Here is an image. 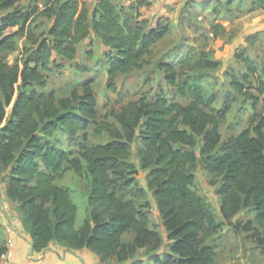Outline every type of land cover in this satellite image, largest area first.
Instances as JSON below:
<instances>
[{
	"label": "trees",
	"instance_id": "trees-1",
	"mask_svg": "<svg viewBox=\"0 0 264 264\" xmlns=\"http://www.w3.org/2000/svg\"><path fill=\"white\" fill-rule=\"evenodd\" d=\"M233 1L217 0L215 15ZM192 2L182 8L183 35L193 28ZM258 4L264 6V0ZM147 7L140 0L128 6L98 0L92 8L78 0H0V178L6 196L37 253L55 243L88 250L101 264H128L141 250L148 264H215L213 238L225 226L235 235L250 234L264 254V80L247 58L236 56L251 78L245 74L230 85L251 104L248 126L220 149L229 99L214 107L218 95L203 88L205 73L190 72L218 64L203 53L195 58L191 47L185 46L181 63L159 60L161 85L152 99L128 101L102 116L90 80L66 97L46 90L47 76L75 61L89 39L107 49L102 53L107 91L116 93V80L143 69L173 32L169 19L152 24L145 18L141 10ZM209 32L216 40L222 27L214 23ZM10 54H16L12 62ZM93 55L88 51L86 59ZM61 132L69 151L57 139ZM88 133L105 141L88 142ZM134 144L166 234L162 255L157 252L163 237L131 160ZM198 167L215 178L210 185L219 198L218 215L195 188ZM68 172L87 181L78 227L72 194L60 185ZM244 210L254 219L233 222Z\"/></svg>",
	"mask_w": 264,
	"mask_h": 264
},
{
	"label": "rangeland",
	"instance_id": "rangeland-1",
	"mask_svg": "<svg viewBox=\"0 0 264 264\" xmlns=\"http://www.w3.org/2000/svg\"><path fill=\"white\" fill-rule=\"evenodd\" d=\"M216 1L192 2L196 4L195 7H191V9H195L196 16L193 17V28L184 31V35L178 29L182 9L176 18L169 19L173 25L171 35L164 38L153 49L152 55L147 59L148 64L143 69L133 71L116 80V93L107 91L106 67L102 60L104 48L95 40L89 39L79 46L75 61L67 63L63 71L47 76L46 90L54 92L59 97H66L73 90L80 92L83 83L90 80L98 100L99 114L102 116L109 109H117L128 101H134L143 96L149 100L152 99L157 88L161 85L160 75L157 72L159 60L181 63L184 59L185 46L191 47L193 48L192 55L195 58L203 53L205 59H210L218 64L215 70H199L197 66H193L189 72L193 75L205 73L201 78L203 88L206 92L218 95V101L214 107L221 108L224 100L229 99L230 109L221 124L222 141L219 149L226 146L232 137L247 128L252 112L250 102L241 95L235 94L232 85H230L231 80L239 79L242 75L248 74L249 78L252 76L247 67L236 59V56L243 55L242 57L247 58L259 78L264 80V6L258 4L259 0H234L229 7L221 6L220 14L215 15ZM218 1L227 2L228 0ZM214 23L220 24L222 27V35L216 40L212 39L209 32ZM198 26L199 29L196 30ZM90 50L94 52V55L91 60H87L86 53ZM15 55H8V61L12 62ZM83 67L85 71H81ZM87 135L88 142L101 143L105 141L104 136H95L91 133ZM57 139L63 149L70 150L65 132L59 133ZM136 147L137 144H134L131 160L135 158ZM194 176L196 190L213 209H216L219 206V198L215 195V188L210 185V182L215 181V178L200 167L195 170ZM136 178L139 185H144L146 189V199L149 198L151 201V193L147 190L144 181L145 172H137ZM0 180L4 182L3 176ZM60 182L69 189L77 204L76 227H78L84 219L86 178L68 172ZM215 213L218 215V210H215ZM251 217L252 213L244 210L235 222L244 224L248 220L250 221ZM151 219L152 223L163 232L159 217L152 215ZM254 225L258 227L256 223ZM128 240L130 237L125 238V241ZM213 244L217 253L215 264H238V260L243 257L244 252L251 253L249 260L252 259L253 264H264V258L260 257H264V254L260 248L256 249L257 245L250 234L249 236L244 233L235 235L228 227L224 226L221 232L213 238ZM143 258H145L144 253L141 251L132 263L148 264L149 261L142 262Z\"/></svg>",
	"mask_w": 264,
	"mask_h": 264
},
{
	"label": "crops",
	"instance_id": "crops-1",
	"mask_svg": "<svg viewBox=\"0 0 264 264\" xmlns=\"http://www.w3.org/2000/svg\"><path fill=\"white\" fill-rule=\"evenodd\" d=\"M79 2H84L88 8H92L98 0H78ZM148 4L147 8L142 9V14L145 18L151 20L152 24L156 22L159 18L172 19L176 18L177 14L183 8V6L190 0H140ZM194 2H201L206 0H193ZM120 5L128 6L136 2V0H117ZM104 48V51L107 50L104 46L99 44ZM132 163L136 166L137 171L139 172V165L137 159L134 158ZM146 174V173H145ZM61 186H64L60 182ZM65 187V186H64ZM144 190V185H140ZM6 184L0 180V208L2 210L0 217V246L5 248V244L10 241L13 242V249L11 252L12 258L16 264H101L99 259L88 250L80 251H71L66 250L63 247L51 243L48 248L42 252H34L31 248V240L28 232L23 228L19 214L16 211V206L6 196ZM147 194V193H146ZM73 199V197H72ZM147 201L150 204L151 213L153 216H158V211L156 209L153 199L150 201L147 198ZM73 202L76 204L75 200ZM77 206V204H76ZM219 207V206H218ZM218 207L214 210H218ZM78 209V207H77ZM240 212L239 214H241ZM239 214L233 219L235 222ZM254 219V214L250 220ZM163 237V246L157 252L158 255L165 252V246L168 244L166 240V234L161 232ZM247 238V237H246ZM240 246V245H239ZM230 250V249H227ZM144 253V250H141ZM140 251V252H141ZM250 254V255H249ZM251 253L244 252L243 257L239 259L240 264H253L252 259L249 260ZM142 262H147L148 258L145 256ZM261 258H264L260 256ZM244 260V261H243ZM132 263V261L128 262ZM238 263V264H239Z\"/></svg>",
	"mask_w": 264,
	"mask_h": 264
},
{
	"label": "built area",
	"instance_id": "built-area-1",
	"mask_svg": "<svg viewBox=\"0 0 264 264\" xmlns=\"http://www.w3.org/2000/svg\"><path fill=\"white\" fill-rule=\"evenodd\" d=\"M2 210L0 208V217ZM13 249V242L8 241L5 244L3 253L0 255V264H16L12 258L11 252Z\"/></svg>",
	"mask_w": 264,
	"mask_h": 264
}]
</instances>
